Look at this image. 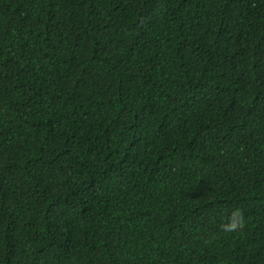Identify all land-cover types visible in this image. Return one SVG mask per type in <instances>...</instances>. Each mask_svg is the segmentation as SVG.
Wrapping results in <instances>:
<instances>
[{"label": "trees", "instance_id": "trees-1", "mask_svg": "<svg viewBox=\"0 0 264 264\" xmlns=\"http://www.w3.org/2000/svg\"><path fill=\"white\" fill-rule=\"evenodd\" d=\"M0 264H264V0H0Z\"/></svg>", "mask_w": 264, "mask_h": 264}]
</instances>
